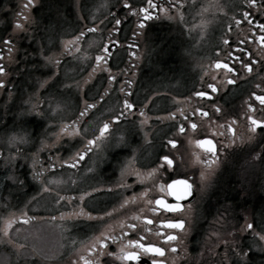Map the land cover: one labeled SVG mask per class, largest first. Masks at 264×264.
Segmentation results:
<instances>
[{
    "label": "flooded vegetation",
    "instance_id": "af4514ba",
    "mask_svg": "<svg viewBox=\"0 0 264 264\" xmlns=\"http://www.w3.org/2000/svg\"><path fill=\"white\" fill-rule=\"evenodd\" d=\"M26 3L0 0V255L11 264H264V127L253 132L248 119L264 123V0H220L197 33L187 26L201 0ZM170 177L194 185V211L155 203L175 202ZM177 219L183 230L161 223ZM33 227L52 236L45 249L29 239Z\"/></svg>",
    "mask_w": 264,
    "mask_h": 264
},
{
    "label": "snow or ice",
    "instance_id": "6c2138e0",
    "mask_svg": "<svg viewBox=\"0 0 264 264\" xmlns=\"http://www.w3.org/2000/svg\"><path fill=\"white\" fill-rule=\"evenodd\" d=\"M249 2L252 3V4H254V0H249ZM149 3L151 4V0H149ZM32 5H33V0H27V3L23 5V8H28L29 6H32ZM125 6H127V5H125ZM21 15H22L21 12H16V16L17 17H21ZM25 19H26V17H25ZM117 23H119V21H117ZM14 27L16 29H22L23 28V25L20 24L19 22H17V23H15ZM4 43L5 44H8L9 41H5ZM65 46H67V45H65ZM8 51L11 52L12 49L9 48ZM97 59H100V58L97 57ZM56 62L58 63L59 61H56ZM214 66L216 68L223 67L228 72H231L232 71V69L229 68L227 64H223L222 65L219 62H217ZM244 67H245L246 70L251 71V69L248 68L247 65H244ZM3 71H4L3 68L0 67V74H2ZM234 82H235L234 80H231V79L228 80V83L229 84H232ZM0 86H2V82H0ZM40 86L41 87H44V84L42 83ZM209 87L212 88L213 91H217L218 90L214 85H209ZM196 95L197 96H204L205 93L201 91V92H197ZM256 99L259 100V102L262 105H264V96H257ZM88 107H92V105H88ZM126 107H128L130 109V108L133 107V105L128 104L126 102ZM216 111L219 112L220 109L219 108H216ZM203 115L204 116H207L208 113L207 112H203ZM248 119L250 121V124L252 125L251 131L255 132L258 127H264V123L253 119L251 116H249ZM191 127L192 128H196L197 125L192 124ZM107 129H108V125L107 124H104L101 127V129H100L101 134H103ZM61 131H63V128L61 129ZM179 131L181 133H183L185 131V129L183 127H181L179 129ZM228 131L231 132L233 130L231 128H229ZM17 138L21 142L24 141V137L23 136L14 137L13 139H17ZM249 139H251V137H249ZM88 143L89 144H93L94 141H91L90 140ZM168 143L171 144L173 147H176V143L177 142L174 139H170L168 141ZM196 144L199 145V146L207 145L208 146V149L207 150L209 152H213L214 151V148H213V145H212V141L211 140H197L196 141ZM81 159H83V155L82 154H81ZM159 159L161 161H163L164 164H166L168 166V168H170V169H172L174 171V168H173V160L170 159L167 154L160 156ZM160 167H163V165H161ZM158 170L159 169H153L147 175L148 176H152L153 173H155ZM201 179L202 180L204 179L203 174L201 176ZM169 180H170V182L167 184V193H166V195L168 197H171L175 202L174 203H167V202H165L164 199H156L155 200V203L157 205H159L161 208H163L166 212L176 213V212H180V211L184 210V204L181 203L182 201H184V202H187L188 210L189 211H194V205L192 204V202L190 200V198L194 195V185L189 182L188 178H172V177H170ZM161 187H163V186H161ZM125 203H127V201H125ZM106 215H111V213H106ZM89 219H93V217H89ZM148 223H152V221L149 220ZM161 223L166 228H170V229H181V230H183L185 221L183 219H177V220H174V221L173 220H165V221H162ZM129 227H134V226L133 225H129ZM247 228L248 229H252V224H248L247 225ZM257 235L259 236V239L261 241H264V235H261V234H258V233H257ZM113 239H115V238H113ZM164 239L166 241H175V240L178 239V237L176 235H165ZM128 243L131 244V245L138 246L139 248L143 249L145 252L155 253L156 255L161 256V257L164 256V249H162L160 247H154L151 244H147V245L146 244H143V243L137 244L136 241H132V240H130ZM100 247L101 248L104 247L102 241L100 242ZM170 250L172 252H175L176 251V249L174 247L171 248ZM121 255H122V258L125 259V260H133V259H136L137 258L136 257V254L134 252H132V253L124 252L123 249H121ZM244 255L246 256L247 253H244ZM86 264H90V262H86ZM152 264H164V261H162V260L161 261H158L156 259H153L152 260Z\"/></svg>",
    "mask_w": 264,
    "mask_h": 264
},
{
    "label": "rangeland",
    "instance_id": "374dc122",
    "mask_svg": "<svg viewBox=\"0 0 264 264\" xmlns=\"http://www.w3.org/2000/svg\"><path fill=\"white\" fill-rule=\"evenodd\" d=\"M220 0H201V4L197 7L196 11L193 13V21H190L187 28L191 32L197 33L202 29L206 23L205 18L207 15L213 11L218 6ZM31 235H28L29 239L32 240L35 244L43 246L45 249L46 246L51 243L52 236L43 228L33 227L27 230ZM0 264H11L8 261L7 257H4V254L0 255Z\"/></svg>",
    "mask_w": 264,
    "mask_h": 264
}]
</instances>
